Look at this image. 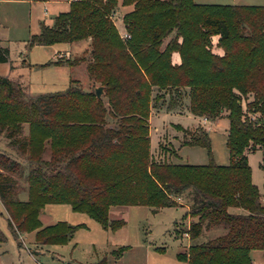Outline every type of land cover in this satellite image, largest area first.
Segmentation results:
<instances>
[{"label":"trees","instance_id":"trees-1","mask_svg":"<svg viewBox=\"0 0 264 264\" xmlns=\"http://www.w3.org/2000/svg\"><path fill=\"white\" fill-rule=\"evenodd\" d=\"M118 2L69 0L66 11L51 25L40 23L25 43L29 50L88 41L87 57L39 65L86 61L89 79L103 89L100 97L73 78L62 90L30 94L0 75V135L9 149H0V203L12 237L33 231L37 244H64L84 226L42 225L39 213L49 203L68 204L115 231L125 222L108 217L110 206L174 207L187 192L189 221L181 233L192 240L213 226L225 231L190 243L176 257L186 264H252L250 251L264 250V197L251 181L246 154L261 150L264 176V5L120 0L131 6L121 15L124 40L113 21ZM211 35L224 48L221 56L207 48ZM173 53L179 63L172 62ZM7 61L8 49L0 46V63ZM153 87L172 89L167 110L185 97L195 116L225 115L227 165L212 160L202 128L188 131L183 144L206 148L208 163L151 157L149 111L163 100V93L152 96ZM107 116L113 125L106 126ZM5 239L0 230V242ZM95 264H106L105 258Z\"/></svg>","mask_w":264,"mask_h":264},{"label":"rangeland","instance_id":"rangeland-1","mask_svg":"<svg viewBox=\"0 0 264 264\" xmlns=\"http://www.w3.org/2000/svg\"><path fill=\"white\" fill-rule=\"evenodd\" d=\"M202 4L221 5H264V0H194ZM120 5V0L118 2ZM57 4L29 3L27 0H0V45L8 48V56L13 61L26 54L27 61L32 63L29 73L30 93L62 90L68 85L69 76L77 79V84L84 90H93L98 84L89 79L85 69L86 61L81 62L71 70L66 66L48 67L36 65L46 61L51 56L53 48L31 47L26 50V39L30 34L39 31V21L46 25L53 23L57 15ZM113 16L115 26L122 25L120 12L130 10L131 6H123ZM116 17V18H115ZM123 27V25H122ZM117 29V28H116ZM118 31V29H117ZM125 32L118 31L122 36ZM208 50L210 53L221 56L223 46L218 42L217 35L209 37ZM87 48L82 53H61L55 59H73L80 55H88ZM50 51V52H49ZM172 62L179 63L177 53H173ZM42 64V63H41ZM84 65V66H83ZM7 70L6 63H0V74ZM99 86V85H98ZM23 90L26 89L23 87ZM172 89L152 88V96L157 92L163 93V100L157 102V107L150 108L152 115L149 134V153L156 161L173 163L206 164L210 156L206 148L197 145L183 144L190 139L187 133H196L202 128L210 140V154L212 160L219 165L229 162L228 150L225 144L228 120L222 115L216 120L203 121V117L195 116L188 110L187 99L183 97L177 108L166 109L169 92ZM103 92V89H102ZM101 92V95H102ZM106 105V99L103 98ZM149 118V116H148ZM106 126L113 125L112 119L107 116ZM176 125V126H175ZM0 149L9 151L6 139L0 135ZM250 166L251 181L264 197V176L259 164L262 158L260 149L246 151ZM48 157V153L45 154ZM20 196H25L20 194ZM182 205L174 207L152 208L145 205H114L109 207L110 219H123L124 225L115 231L103 229L95 220L83 212L71 210L65 203H49L39 213L42 225H50L56 221H65L68 224H84L77 228L71 238L64 244H37L34 241V232L20 233L19 243L14 239L7 227L5 214L0 205V230L6 239L0 242V264H95L105 258L106 264H186L176 257V254L185 251L190 243H201L222 233L225 229L213 226L203 229L201 233L189 240L182 232L187 227L188 217L186 206L189 203L187 192L177 200ZM230 208V211H235ZM19 237V236H18ZM20 244V245H19ZM253 264H264V250L250 251Z\"/></svg>","mask_w":264,"mask_h":264},{"label":"crops","instance_id":"crops-1","mask_svg":"<svg viewBox=\"0 0 264 264\" xmlns=\"http://www.w3.org/2000/svg\"><path fill=\"white\" fill-rule=\"evenodd\" d=\"M29 3H34V2H41V3H43V4H57L58 5V7H57V14L59 13V12H63V11H66L67 9H68V2H69V0H45V1H32V0H27ZM122 8H124L123 6H118V10L119 9H122ZM118 12H120V14L118 15V17L119 16H121L124 12H122V11H118ZM56 15V14H55ZM116 18V17H115ZM40 21H39V30H40ZM116 24V23H115ZM123 25V24H122ZM122 25H121V27L119 28V26L118 25H116V28L118 29V31H122L123 30V27H122ZM39 32V31H38ZM37 32V33H38ZM87 43H88V41H86V40H81V41H74V42H70V43H55V44H52V45H35V46H33V47H38V46H40V47H44V48H53L52 49V51L50 52L51 53V56H49V58L46 60V61H44V62H41V63H45V62H47V61H49V60H55V55H57V56H60L61 55V53H70V52H73V53H82V52H84L85 51V49L87 48ZM0 46H2V45H0ZM8 49V48H7ZM84 55V54H83ZM20 56H22V57H24V58H20V59H18V60H15V61H13L12 62V60L9 58V56H8V61L7 62H1V63H6L7 64V70H6V72H5V74L4 75H7L11 80H13V81H16L17 83H19L22 87H24L25 89H26V91H30V84H31V81H30V79H29V73H30V70L33 68L32 67V63H30V62H28L27 61V57H26V54H23V53H21L20 54ZM80 56H82V55H80ZM79 57V56H78ZM81 62H83V61H81ZM81 62H79L78 64L79 65H82V63ZM41 63H36V65L38 64H41ZM78 64H75V65H68L67 63H60V64H50V65H47L48 67H61V66H64V65H66L70 70L73 68V67H76ZM84 66V65H83ZM85 67V69H86V65L84 66ZM1 75V74H0ZM70 78H73V77H71V76H69V78H68V82H69V79ZM73 79H75V78H73ZM77 80V79H76ZM30 93V92H29ZM31 94V93H30ZM151 115H152V112H150V114H149V118H148V121H149V119H150V117H151ZM176 126V125H175ZM149 132H150V122H149ZM25 192H22V194H24ZM20 198L21 199H25L26 198V193H25V196H20ZM183 203H180L179 205H182ZM0 205H1V203H0ZM186 206V209H187V205H185ZM1 208H2V211L4 212V214H5V211H4V209H3V207H2V205H1ZM188 220H189V217H188ZM211 228V227H210ZM209 229V228H208ZM222 233H224V232H222ZM222 233H220V234H222ZM184 234V233H183ZM220 234H218V235H220ZM218 235H216V236H218ZM216 236H214V237H216ZM187 237V236H186ZM213 237V238H214ZM19 239H20V241H22L21 240V238H20V235H19V237H18V240H17V242L19 241ZM211 239V238H210ZM19 241V242H20ZM20 245V244H19ZM188 246V245H187ZM253 264V263H252Z\"/></svg>","mask_w":264,"mask_h":264},{"label":"water","instance_id":"water-1","mask_svg":"<svg viewBox=\"0 0 264 264\" xmlns=\"http://www.w3.org/2000/svg\"><path fill=\"white\" fill-rule=\"evenodd\" d=\"M94 92H95L96 97H100L101 92H102V87L101 86H96L94 88Z\"/></svg>","mask_w":264,"mask_h":264},{"label":"built area","instance_id":"built-area-1","mask_svg":"<svg viewBox=\"0 0 264 264\" xmlns=\"http://www.w3.org/2000/svg\"><path fill=\"white\" fill-rule=\"evenodd\" d=\"M122 36H123L124 38H126V37H128V34H127L126 32H124ZM203 121H207V119L203 117ZM263 201H264V198H263ZM184 235L187 236L186 233H184Z\"/></svg>","mask_w":264,"mask_h":264}]
</instances>
